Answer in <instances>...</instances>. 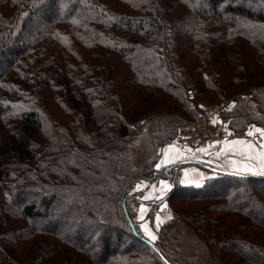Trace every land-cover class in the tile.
<instances>
[{"label":"trees","instance_id":"16d2710c","mask_svg":"<svg viewBox=\"0 0 264 264\" xmlns=\"http://www.w3.org/2000/svg\"><path fill=\"white\" fill-rule=\"evenodd\" d=\"M250 1L261 6L0 0V264H197L175 244V220L190 223L218 259L264 264L253 257L264 251V177L213 172L200 186L171 179L169 201L194 206H172L164 243L152 246L131 191L178 166L149 175L148 163L131 178L120 166L135 132L146 127L157 145L174 144L203 105L236 101L223 116L236 137L264 127V0ZM31 191L42 194L25 204ZM80 206L86 241L61 231ZM56 212L66 215L30 225Z\"/></svg>","mask_w":264,"mask_h":264},{"label":"rangeland","instance_id":"374dc122","mask_svg":"<svg viewBox=\"0 0 264 264\" xmlns=\"http://www.w3.org/2000/svg\"><path fill=\"white\" fill-rule=\"evenodd\" d=\"M238 3H242L246 6H252L255 9L258 6H261L260 4H254L250 0H237ZM264 9V7H262ZM237 105V102L235 101H229L222 103L220 105H203L202 108L206 107H214V117L213 120L216 122L214 123L216 126L220 127V134L223 132V129H227L230 133V136H235L233 130L229 127L228 123H225L224 121V112H232L233 109H235ZM219 121V122H218ZM227 124V125H226ZM186 126V125H185ZM256 126H250L249 128L245 129V132L243 133L244 136H237V138H245L246 141H251L252 137L258 136L259 134H255L254 130L251 129ZM260 128L261 131H264V127H257ZM249 133H252V135H249ZM258 133V132H257ZM236 137V136H235ZM242 137V138H241ZM260 138V137H259ZM262 141V139L260 138ZM175 145L177 148L185 150L184 146L181 145V142L179 139L176 140V143L174 144H168L166 146H160L157 145L156 138H154L152 130L143 127L140 131H137L134 133L133 138L130 140V142L127 144V148L124 152H122L121 156V172L122 174L126 175L124 177L131 178L132 175L139 173L142 168L150 163L152 168L151 174H156L161 169H157L156 164H158L159 160L161 159L163 155V151L167 146ZM202 146V145H201ZM170 167V166H169ZM186 168V165L182 167H177L175 171L171 172L170 176H162L165 173L162 172L159 176H148L153 177V179L150 180V178H145L143 180H140V182L136 185L134 189H132L131 193L136 194L139 203L138 204H131V210H136V218L139 222V228L141 230L142 235L147 238L148 241H150L152 244L155 242H159L163 244V237L160 238V231L163 227L166 226V224L173 222L175 217L173 214L172 206L173 208H176L178 211H189L188 208L193 207L194 205L187 204L186 202L181 203L177 200H172L171 202L168 199V195L171 193V190L173 187L172 181L177 180L180 184L182 176V170ZM201 168V167H200ZM203 169V168H202ZM214 174V173H213ZM246 175V174H243ZM10 176H14L13 174ZM264 177V175H257ZM24 178V176L22 177ZM21 178V179H22ZM20 179V180H21ZM163 182V183H162ZM9 183L10 186H15V184L19 183V180L13 181V182H6ZM183 185V184H182ZM170 187L171 189H167ZM187 186V185H184ZM200 186V185H195ZM41 192L38 191H31L28 196L27 201H25V204L30 203V200L35 199L37 196L41 195ZM61 196H59L60 198ZM25 198V197H24ZM23 198V199H24ZM153 198V199H152ZM61 199V198H60ZM63 200V199H62ZM64 203L71 207L73 205L72 201H69L65 199ZM149 204L150 210L145 216L146 218L142 219L139 214V207L140 204ZM15 207L16 211H19L18 208H20V204L17 203L13 205ZM18 207V208H17ZM177 211V212H178ZM78 218L70 217L68 218L70 227L66 229V227L63 225L61 231H64L65 235H68L71 239L74 237L78 232H82L85 235V241L92 238L90 231H88V227H85V218L83 217L85 213V208L82 209V207H78ZM66 215V214H64ZM60 213H52L49 215L46 219H38L34 222L30 223L32 226L37 227H44L47 225H50L51 221H59L62 220L63 216ZM77 216V215H76ZM76 222L78 224L76 225ZM190 224V223H189ZM186 221L182 220H175L173 224L169 226H176L178 228V232H175V230H172L175 232V235H172V238L174 239L175 244L177 245L179 251L182 255H185L187 258H195L197 264H231L230 260H224V259H218L214 256L213 252L210 250V247L208 246L207 242H204L202 240L195 229H193ZM74 226V227H73ZM165 232L170 234V230L168 228L165 229ZM101 233L98 237H93L92 242L95 244L100 245L101 241H98V238H101ZM151 236H155V240L151 239ZM116 237L117 234H113V240H112V246L116 243ZM97 240V241H96ZM125 241V238L123 239ZM129 244V243H128ZM127 243L126 246L127 247ZM241 248H246V245L241 243ZM254 258L258 257L259 259H264V251L262 253L255 252ZM144 264V263H139ZM158 264V263H154Z\"/></svg>","mask_w":264,"mask_h":264},{"label":"crops","instance_id":"0c3cea01","mask_svg":"<svg viewBox=\"0 0 264 264\" xmlns=\"http://www.w3.org/2000/svg\"><path fill=\"white\" fill-rule=\"evenodd\" d=\"M251 129L254 130L255 134H259L262 141L258 136L252 137L251 141H246L242 137L240 139L230 136L231 132L223 129V132L216 139L204 143L195 152L179 149L175 145L167 146L158 164H156V166L160 165L157 169L167 168L178 162L196 160L229 172L253 176L264 175V156L260 155L264 152V147H262L264 145V134H262L264 131L257 133L256 129L260 128L253 127ZM233 141H243L244 143L232 146ZM249 144L252 145L251 148L248 147ZM200 149H205V151H200ZM217 153H220V155L217 156ZM166 157L169 161H172L167 165L162 163ZM247 157H251V159ZM213 175V172L206 168L202 169L198 165L186 164V168L184 171L182 170L183 178H181V182L183 185H201ZM171 188L166 186V190ZM149 210V204H140V217L142 219L146 218L145 216H147Z\"/></svg>","mask_w":264,"mask_h":264},{"label":"built area","instance_id":"2783aa9c","mask_svg":"<svg viewBox=\"0 0 264 264\" xmlns=\"http://www.w3.org/2000/svg\"><path fill=\"white\" fill-rule=\"evenodd\" d=\"M213 109L214 107L201 108L196 113L195 120L180 130V142L186 151L195 152L201 145L211 142L220 134V127L213 123Z\"/></svg>","mask_w":264,"mask_h":264},{"label":"water","instance_id":"95a60500","mask_svg":"<svg viewBox=\"0 0 264 264\" xmlns=\"http://www.w3.org/2000/svg\"><path fill=\"white\" fill-rule=\"evenodd\" d=\"M186 164H194V165L202 166V167H204V168H206V169H208V170H210V171H212L214 173H217V174L232 175V176H244L243 174L221 170V169H218L216 167H213L211 165H208L206 163H203V162H200V161H196V160H188V161H184V162H178L176 165L177 166H181V165H186ZM171 167H173V166L167 167V169H169ZM146 241L153 246V244L150 241H148V240H146ZM164 261L167 264H171L168 261H166V259H164Z\"/></svg>","mask_w":264,"mask_h":264},{"label":"snow or ice","instance_id":"6c2138e0","mask_svg":"<svg viewBox=\"0 0 264 264\" xmlns=\"http://www.w3.org/2000/svg\"><path fill=\"white\" fill-rule=\"evenodd\" d=\"M215 122H216V121L214 120L213 123H215ZM256 131H257V132H261L260 129H256ZM262 134H264V133H262ZM249 135H252V133H249ZM243 143H244L243 141H233V142H232V146H235V145H237V144H243ZM248 147L251 148L252 145L249 144ZM262 147H264V145H262ZM200 151H205V149H200ZM219 155H220V153H217V156H219ZM260 155H261V156H264V152L260 153ZM247 158H248V159H251V157H247ZM170 162H172V161H169V160L167 159V157L165 158L164 161H162V163H164L165 165H167V164L170 163ZM157 167L159 168L160 165H158ZM162 183H163V182H162ZM151 239H152V240H155V236H151Z\"/></svg>","mask_w":264,"mask_h":264}]
</instances>
